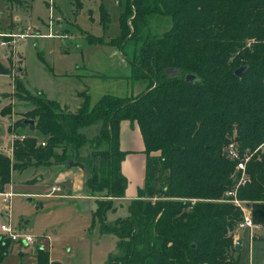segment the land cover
I'll return each mask as SVG.
<instances>
[{"label":"trees","instance_id":"obj_1","mask_svg":"<svg viewBox=\"0 0 264 264\" xmlns=\"http://www.w3.org/2000/svg\"><path fill=\"white\" fill-rule=\"evenodd\" d=\"M6 1L25 8L31 2ZM115 1L124 4L122 35L109 43L117 46L122 38L139 46L132 78L147 80L146 90L133 99L103 96L93 105L83 92L78 108L68 111L30 96L14 79V97L28 98L33 107L15 125L38 131L47 143L40 148L25 138L15 141L12 159L0 154V192L13 173L78 166L88 173V196L125 197L119 137L121 123L129 122L142 138L145 176L126 216L102 227L122 252L109 264H239L233 237L241 213L215 201L234 187L236 162L227 153L234 143L239 158H249V182L237 197L248 203L252 222L264 226V0ZM8 73L0 65V74ZM188 75L195 79L186 82ZM98 123L92 139L81 133ZM73 158L76 164H66ZM111 201L97 202L96 215ZM11 245L0 237V260ZM38 252L39 264H48V254Z\"/></svg>","mask_w":264,"mask_h":264},{"label":"rangeland","instance_id":"obj_2","mask_svg":"<svg viewBox=\"0 0 264 264\" xmlns=\"http://www.w3.org/2000/svg\"><path fill=\"white\" fill-rule=\"evenodd\" d=\"M22 9V12L12 14L13 18L19 19L17 23L19 27H30L34 30L39 28L42 34H48L47 25L50 20H53L52 33L58 38L42 40L40 42L45 44L39 47L34 43L38 41L27 39L25 42H29V45L20 50L23 61L18 66L23 68L26 75L18 71L17 58L11 57L13 64L11 76H0V111H9L8 115L11 117L8 128L7 116L0 115V143L6 147L4 153L10 152L8 132L11 136L17 131L21 132L20 135L25 136L26 141L32 140L40 148H44L47 143V138L38 131L15 125V122L23 118L33 107L28 98L20 101L14 97L11 77L19 80L30 96L44 100H57L59 103L70 106V109L78 106L79 94L83 92L89 95L92 105L103 96L133 99L146 90L147 80L132 78L131 61H134L139 46L129 39L124 41L122 38L118 39L117 46L109 43L122 35L120 15L124 10L123 3L120 4L115 0H31L29 6ZM104 12L108 17L106 22L103 21ZM57 19L62 20L65 32H59V28L55 25ZM11 20L8 16V2L0 0L1 29H7ZM162 31L161 29L160 32ZM91 37L101 42L97 41V43ZM63 42L73 43L64 44ZM40 90L46 96L38 92ZM99 125L98 123L82 129L81 132L88 139H92L98 135ZM14 143L13 141L11 151L14 150ZM261 147L264 148V144ZM56 152L61 153V149H57ZM0 154L3 155V153ZM9 158H13V152ZM55 168L64 169L71 166ZM55 168L36 170L31 168L21 174H12L7 191H11L13 197L7 209H4L0 202V224L8 225L13 230H19L17 226L21 227L22 233L34 237L36 246L38 244L44 246L42 252L48 254L50 264H109L110 258L122 256V252L117 247V237L112 233H105L102 227L104 224H114L116 218L126 216V202L104 193L88 196L83 182L85 194L82 198L92 200V207L90 211L77 212V201L57 199L61 198L59 195H62V189L66 190L68 187L52 183ZM36 176L45 180V185L23 186L25 181L30 179L31 181L27 184H34L37 180ZM16 177L20 184L13 181ZM53 188L57 191L47 195L52 194L48 197L51 199L44 197L43 194ZM69 190L67 196L70 195ZM131 192L130 189L129 194ZM111 199L114 200L111 201ZM224 200L225 198H222L215 202L225 203ZM99 201H111L110 208L104 212L103 216L96 215ZM249 210L251 213V208ZM256 226L252 240L245 238V235L249 238L245 232L239 234L243 238V245L238 253L239 264H264V242H262L264 226ZM239 236L233 237L234 242ZM13 245L21 247L20 244ZM38 251L37 248L29 247H25V251L22 250L21 253L14 250L0 260V264H39L36 258Z\"/></svg>","mask_w":264,"mask_h":264},{"label":"crops","instance_id":"obj_3","mask_svg":"<svg viewBox=\"0 0 264 264\" xmlns=\"http://www.w3.org/2000/svg\"><path fill=\"white\" fill-rule=\"evenodd\" d=\"M22 8L23 7H14V6H11L10 4H8V16L12 20H11L10 26L7 29L4 30V29H1V27H0V31L18 32V31L24 29V28L19 27L17 25V23L19 22V19L17 17H14V18L12 17L13 13L22 12V10H23ZM55 25L59 28V32L64 31L61 19H57L55 21ZM37 31L40 34H42L41 30L39 28L37 29ZM51 39H54V38H51ZM51 39H46V40H51ZM42 40H45V39L44 38L35 39L34 41H38V42H34L35 45L37 47H39L40 45H43V43L45 44V42H40ZM63 43L64 44H70L73 42H63ZM28 45H29V42H24V43L19 45V48H17V60L19 61L17 64V67L23 61V54L20 52V50L25 49ZM0 50H1V52H0V65L5 69H7V68L9 69L8 74H0V76H2V75H10L11 76V67L13 65L11 62V59H10L11 56L8 54L6 49L0 48ZM18 71L20 73L26 75V73L23 72V68L18 67ZM11 78H12L11 80H12V84H13L14 79H13V77H11ZM13 88H14V85H13ZM13 88H12V91H13ZM38 92L43 93V91H41V90ZM47 99H49V98L47 97ZM49 100H52V99H49ZM54 101H56L62 108H65L68 111L69 110L74 111L80 105L81 98H80V103L78 104V106L76 108L73 107L71 109H70V106H68L66 104L59 103L57 100H54ZM0 115L4 116V117L7 116L8 120H9V123H8V128H9L10 123H11V117L9 115H6V116L2 115L1 111H0ZM92 126H94V125H92ZM89 127H91V126H89ZM101 127H102V125L100 124L98 132H100ZM86 128H88V127H86ZM16 134L20 135L22 133L21 132L18 133V131H17ZM7 139L10 142V150H9L10 152L6 151L9 153H4L6 150V147L4 146V144L0 143V153H3V155H6L7 157H9L12 155V152H13V151H11V145H12L13 141H12V136L9 132H8ZM119 145H120L121 151L125 152V158L121 164V172L127 180V189L125 191V197H123L121 199H117V200L125 201L126 202L125 206H127V204L130 201L134 200L135 197L137 196V189L141 188L143 186L144 176H145L146 156L144 154V146H143V142H142V138H141L139 129L137 128V126L135 124H130L129 122H122L121 123ZM85 154H86V151H84V152L82 151V155L84 156ZM34 173H35V171H34ZM84 173H85V171L82 168H80L78 166H73L71 168H64V169L55 168L54 176H52L53 177L52 183L54 182L56 184L57 183H59L61 185L63 184V185H66L64 187L70 188V190L67 188L70 191V195L67 196V191H68L67 189L66 190L62 189V191H61L62 195H59L61 198H57V199L77 201L78 202V203L76 202L77 208H78L77 212H79V211H82V212L90 211L91 207H92V200L82 198L83 195L85 194V192L83 191V186H82V184L84 182ZM36 178H37V180H36V182H34V184H32V185L27 184V182L29 183V181H31V179H30L28 181H25V184H23V186H31L32 187V186H38V185L39 186L45 185V182H46L45 180L43 181L40 177H37V176H36ZM13 181L17 183L18 182L17 177L15 179H13ZM18 184H20V183L18 182ZM130 189L132 192L129 194ZM48 193H50L49 189L43 195L47 199H51L48 197H50L52 194L47 196ZM29 195L33 196V194H29ZM116 219H118V218H116ZM22 222H23V220L20 222V224H19L20 226H21ZM17 228L21 231V227L17 226ZM244 232L247 233L246 231H244ZM239 238L241 239V248H242V245H243L242 239L243 238L240 236H239ZM245 238L249 240V238H247V235H245ZM253 242H255V241H253ZM262 242H264V241H262ZM14 250H17L19 253H21L22 250L25 251V247L22 248V246H21L18 248L17 246H14L12 244L10 247L9 253L11 254ZM48 264H50L49 258H48Z\"/></svg>","mask_w":264,"mask_h":264},{"label":"built area","instance_id":"obj_4","mask_svg":"<svg viewBox=\"0 0 264 264\" xmlns=\"http://www.w3.org/2000/svg\"><path fill=\"white\" fill-rule=\"evenodd\" d=\"M48 34H40L37 30H34L30 27L24 28L18 32H4L0 31V48L6 49L8 54L16 59L17 58V48L21 43H24L27 39H51V38H58L52 33L53 29V20H50L48 25ZM25 139V136L13 134L12 140L15 141H22ZM227 153L231 160L236 162L235 171L237 172V176L234 179V187L227 191L224 194V202L232 204L236 207L241 213V219L238 222L235 231H234V238H237L240 232L246 231L249 237V240H252L254 229L257 227L251 219V213L248 203L245 201L239 200L237 197L238 188L244 186L249 182L246 174H245V166L246 163L249 161V158L240 159L239 153L237 150V146L234 143H230L227 148ZM57 191V189H51V193ZM13 194L11 191H4L0 192V202L4 206V209H7ZM0 233L1 237L7 239L12 244H20L26 248H32L39 251L44 250V246L38 244L36 246V240L29 234L22 233L20 230H13L10 226L5 224H0ZM236 241V240H235Z\"/></svg>","mask_w":264,"mask_h":264},{"label":"water","instance_id":"obj_5","mask_svg":"<svg viewBox=\"0 0 264 264\" xmlns=\"http://www.w3.org/2000/svg\"><path fill=\"white\" fill-rule=\"evenodd\" d=\"M245 71H246V68H245V67H242V68L237 69V70L234 72V74H235L236 77H240ZM167 72H168V73H172L171 70H167ZM194 79H195V77H194V76H191V75H188V76H186V78H185L186 82L193 81ZM28 123L33 124V121H25V122H24V124H28ZM66 164H68V165L76 164V160H68V161L66 162ZM80 165H81L82 167H85L84 164H80ZM87 177H88V173L85 172V173H84V181L87 179ZM235 250H236V251L241 250V239H240V238L237 239V240L235 241Z\"/></svg>","mask_w":264,"mask_h":264}]
</instances>
